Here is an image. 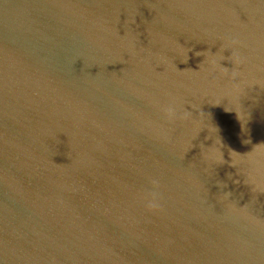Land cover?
<instances>
[{
	"label": "water",
	"instance_id": "1",
	"mask_svg": "<svg viewBox=\"0 0 264 264\" xmlns=\"http://www.w3.org/2000/svg\"><path fill=\"white\" fill-rule=\"evenodd\" d=\"M0 264H264V0H0Z\"/></svg>",
	"mask_w": 264,
	"mask_h": 264
}]
</instances>
